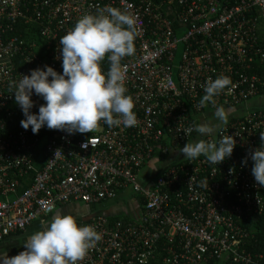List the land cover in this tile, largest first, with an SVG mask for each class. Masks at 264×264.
Returning <instances> with one entry per match:
<instances>
[{
	"label": "built area",
	"instance_id": "built-area-1",
	"mask_svg": "<svg viewBox=\"0 0 264 264\" xmlns=\"http://www.w3.org/2000/svg\"><path fill=\"white\" fill-rule=\"evenodd\" d=\"M104 6L136 19L135 53L121 61L136 125L109 128L101 121L90 133L71 135L23 129L9 85L44 65L60 73L59 37ZM20 22L36 26L41 41L14 31ZM101 70H108L107 57ZM221 75L232 84L216 105L201 106L205 81ZM262 89L264 0H0V241L58 205L127 194L138 208L128 220L76 218L101 236L79 264H264V253L249 247L264 222V188L250 171L264 107H245L263 100ZM31 99L35 113L43 101ZM216 106L231 115L204 139L232 136L231 156L218 165L203 156L182 158L142 185L145 164L167 160L193 140L197 134L184 129L202 123Z\"/></svg>",
	"mask_w": 264,
	"mask_h": 264
},
{
	"label": "clouds",
	"instance_id": "clouds-1",
	"mask_svg": "<svg viewBox=\"0 0 264 264\" xmlns=\"http://www.w3.org/2000/svg\"><path fill=\"white\" fill-rule=\"evenodd\" d=\"M137 36L136 19L127 11L104 6L95 14H85L74 26L59 37L60 73L44 65L30 69L29 74L13 81L10 91L21 110L20 126L33 134L42 127L74 133H90L99 122L109 128L134 127L137 123L134 103L127 95L124 80L127 66L121 61L135 53ZM107 57L108 70H101V61ZM232 84L227 76L209 77L204 85V95L199 104L216 105V97ZM35 95L42 99L33 113ZM231 110L216 106L215 122L209 120L184 129V135L193 132L199 139L187 142L179 153L183 159L195 160L203 156L206 161L218 165L229 158L235 147L232 136H221L216 141L204 139L218 133L228 123ZM86 148L87 144H82ZM251 175L254 182L264 188V133H260V145L250 154ZM242 164L247 159H242ZM101 239L90 225H78L73 214L55 212L41 228L23 242L24 250L9 257L0 253V264H79L87 252Z\"/></svg>",
	"mask_w": 264,
	"mask_h": 264
},
{
	"label": "crops",
	"instance_id": "crops-1",
	"mask_svg": "<svg viewBox=\"0 0 264 264\" xmlns=\"http://www.w3.org/2000/svg\"><path fill=\"white\" fill-rule=\"evenodd\" d=\"M261 98V97H260ZM262 100H256V101H250L245 105V107H251V108H258L262 107V103H260ZM264 101V98H263ZM264 107V106H263ZM207 115H210V112H207ZM195 138L199 139L200 137L195 136ZM191 140L190 142H193L195 140ZM174 152V151H172ZM172 152L167 157V160L164 161H158L157 159L150 160L145 164V166L142 168V172L139 173V181L142 185L147 186L149 183L147 178L152 175L151 172L158 171L162 169V167H166L172 163H175L177 160H173V154ZM40 154V153H38ZM174 158H175V152H174ZM179 160V159H178ZM154 161V162H151ZM156 163V166L154 165ZM151 170V172H150ZM157 173V174H158ZM156 174V175H157ZM25 184L22 186L24 187ZM127 195V194H126ZM126 195H120L117 198L109 201H104L97 204H91L86 205L87 208L79 206L80 203H68L65 205H58L48 216L42 218L41 220H35L33 221L28 227H26L22 231L13 232L7 237H5L2 241H0V253L6 252L9 257L14 256L15 253L18 250L24 249L23 242L26 240V238L34 233L35 231L40 230L41 228V222H47L51 219L52 215L59 211L63 214H73L78 219H87L88 217L95 215V214H103L109 217H115V216H127L128 212L126 210L121 211L117 208L116 212L111 211V203H113L114 206L118 207L119 204L123 203L125 199L127 198ZM85 206V205H83Z\"/></svg>",
	"mask_w": 264,
	"mask_h": 264
},
{
	"label": "trees",
	"instance_id": "trees-1",
	"mask_svg": "<svg viewBox=\"0 0 264 264\" xmlns=\"http://www.w3.org/2000/svg\"><path fill=\"white\" fill-rule=\"evenodd\" d=\"M14 31L21 33V35L24 37L25 36L29 37V34L32 33V36L33 35H34V37L36 36V38H35L36 40L41 41V39L39 37H37L38 28L36 26H28V25H24L22 22H20V24L17 27H15ZM260 72H261V69H260V71H258V73H260ZM260 94H264L263 89L260 91ZM114 218L122 219V220H128L127 216L124 217V216L119 215V216H115ZM256 238H257L256 242H254L253 244L252 243L249 244L250 249L253 252L264 253V222H262L261 224L258 225V232H257ZM209 264H211V263H209Z\"/></svg>",
	"mask_w": 264,
	"mask_h": 264
},
{
	"label": "rangeland",
	"instance_id": "rangeland-1",
	"mask_svg": "<svg viewBox=\"0 0 264 264\" xmlns=\"http://www.w3.org/2000/svg\"><path fill=\"white\" fill-rule=\"evenodd\" d=\"M178 37H179V35H178ZM180 48H181V47H179L178 52L176 53V59L179 58L180 51H181ZM258 100H259V99H257V101H258ZM262 102H263V103H262ZM260 103H262L261 106H264V101H263V100L260 101ZM248 108L252 109L251 107H248ZM228 110H229V109H228ZM230 110H231V109H230ZM230 115H231V112H230ZM230 115H229V116H230ZM209 120L215 122V120H214V116H213V113L210 114V115H208L207 118H206L204 121L202 120V123L205 122V121H209ZM196 139H197V138H195V140H196ZM174 152H175V158H174ZM174 152H172V154H173V160H174V159H175V160H178V159H182V158H183V156L179 153V149L176 150V151H174ZM151 162H154V161H151ZM154 165L156 166V163H154ZM141 172H142V170H141ZM150 172H151V170H150ZM151 173H152V175H151L150 177L147 178L148 181L152 180V179L156 176V174L158 173V171H156V173H155V171H153V172H151ZM83 205H85V206H83ZM86 205H87V204H82V203L79 204V206H81V207H85V209L87 208ZM56 207H57V206H56ZM56 207H55V208H56ZM110 208H111V211H112V212H113V211L116 212L117 208L120 209L121 211L126 210L128 213L131 212V213H133L134 215L138 212V208H136V210H135L134 199H133L132 197H130V196L127 197V198L125 199V201H123V203L119 204L118 207L114 206L113 203H111Z\"/></svg>",
	"mask_w": 264,
	"mask_h": 264
}]
</instances>
